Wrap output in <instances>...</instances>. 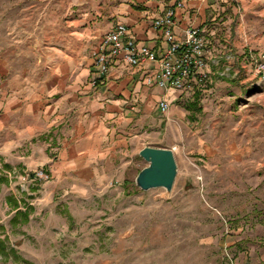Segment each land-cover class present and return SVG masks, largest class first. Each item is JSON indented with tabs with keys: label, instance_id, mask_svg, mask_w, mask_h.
I'll use <instances>...</instances> for the list:
<instances>
[{
	"label": "rangeland",
	"instance_id": "374dc122",
	"mask_svg": "<svg viewBox=\"0 0 264 264\" xmlns=\"http://www.w3.org/2000/svg\"><path fill=\"white\" fill-rule=\"evenodd\" d=\"M96 2L0 0V96L7 80L39 72L68 20ZM236 61H228L232 73L224 76L211 65L215 74L201 110L191 111L194 120L184 116L194 96L183 90L172 102L180 117L171 116L170 103L167 135L143 134L145 146L176 147L170 193L136 185L148 165L139 155L143 147L113 180L66 196L60 190L50 199L42 195L48 180L29 193L21 192L18 177L0 185V238L18 252V258L0 255V264H264V85H256L255 72L243 81ZM5 164L0 158L5 175L24 173ZM9 196L34 207L27 223L12 225Z\"/></svg>",
	"mask_w": 264,
	"mask_h": 264
},
{
	"label": "crops",
	"instance_id": "0c3cea01",
	"mask_svg": "<svg viewBox=\"0 0 264 264\" xmlns=\"http://www.w3.org/2000/svg\"><path fill=\"white\" fill-rule=\"evenodd\" d=\"M173 3L97 0L68 20L62 42L39 72L18 75L1 87L0 158L31 174L49 173L42 185L46 198L58 190L66 196L84 185L113 180L127 159L147 145L143 134L167 135L169 113L160 109L161 99L171 103V116L180 117L172 102L183 90L148 81L158 73V61L132 65L121 55L111 56L103 73L94 57L104 35L119 22L127 25L128 36L165 49L170 43L153 19ZM191 24L211 40L207 57L232 49L243 81L249 78L254 72L251 53H264V0H186L177 9L175 37ZM214 68L210 66L213 74ZM191 93L194 101L196 92ZM192 102L184 114L191 121L200 100L197 107ZM248 116L253 120V110Z\"/></svg>",
	"mask_w": 264,
	"mask_h": 264
},
{
	"label": "built area",
	"instance_id": "2783aa9c",
	"mask_svg": "<svg viewBox=\"0 0 264 264\" xmlns=\"http://www.w3.org/2000/svg\"><path fill=\"white\" fill-rule=\"evenodd\" d=\"M185 3L186 0H175V3L168 5L153 19V26L160 29L170 43L161 51L128 36L127 25L123 22L117 23L104 35L99 49L94 52L100 71L103 73L108 71L111 56L121 55L126 62L132 65L156 60L159 63L158 73L154 77L149 76V82H154L165 89L176 88L189 91L199 89L202 92L208 91L209 88H206V85L213 80L211 65L218 66V68L223 66L216 68L220 76L232 73L231 62L237 58V54L227 51L221 55L214 54L210 58L207 57L211 40L206 38L198 26L191 24L184 29L182 37H175L177 9L184 7ZM251 60L253 71L258 77L256 85H264V53L261 55L251 53ZM223 61L231 62L221 65ZM93 83L96 84L97 79H94ZM159 106L163 112H168L170 102L163 98ZM6 175L11 183L15 178H20L21 192L28 193L43 181L50 179V174L43 169L36 171L35 174L24 171L20 175H17L14 169L7 171Z\"/></svg>",
	"mask_w": 264,
	"mask_h": 264
},
{
	"label": "water",
	"instance_id": "95a60500",
	"mask_svg": "<svg viewBox=\"0 0 264 264\" xmlns=\"http://www.w3.org/2000/svg\"><path fill=\"white\" fill-rule=\"evenodd\" d=\"M139 155L148 165L139 171L136 185L143 190L163 187L170 193L178 173L175 151L168 147L148 145L139 151Z\"/></svg>",
	"mask_w": 264,
	"mask_h": 264
},
{
	"label": "trees",
	"instance_id": "16d2710c",
	"mask_svg": "<svg viewBox=\"0 0 264 264\" xmlns=\"http://www.w3.org/2000/svg\"><path fill=\"white\" fill-rule=\"evenodd\" d=\"M199 100L200 92L197 91L195 93L194 101L191 103V107H197ZM5 167L11 168V166L8 164H5ZM5 183L9 184V178L0 170V185ZM7 200L16 210L15 215L11 218L12 225H18L21 222L27 223L30 220V213L34 209L31 203L23 199H18L14 196H9ZM21 203L25 205V209L21 208ZM0 255L4 259H8L10 255H12L14 258H18V252L14 249V247L9 248L6 238H0Z\"/></svg>",
	"mask_w": 264,
	"mask_h": 264
}]
</instances>
